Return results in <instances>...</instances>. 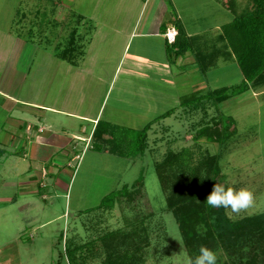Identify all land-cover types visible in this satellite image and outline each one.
I'll return each mask as SVG.
<instances>
[{"label":"rangeland","instance_id":"374dc122","mask_svg":"<svg viewBox=\"0 0 264 264\" xmlns=\"http://www.w3.org/2000/svg\"><path fill=\"white\" fill-rule=\"evenodd\" d=\"M237 1L235 8L229 11L227 0H149L141 13L140 22L147 23L150 17L157 20L161 17L176 19L175 15L179 14V21H185L191 29L213 23V19L224 23L249 4L247 0ZM140 4L136 0H0L1 80H6L10 74L11 79H15L13 87L18 89L19 97L24 100L48 102L50 98L54 102V85L64 84L60 94L68 93L72 103L79 102L81 98L86 102L85 95L79 96L77 90L71 93L68 89L69 78L76 77L73 72L77 69L70 63L62 68L55 66L58 62L53 42L56 34L71 29L77 19L84 29L96 19L104 23V27H97L93 41L100 48L94 45L86 48L87 62L84 67L92 66L93 73L102 67L101 72L107 74V70L114 68L112 55L118 53L126 39L123 32L130 30ZM52 15L57 17L58 26L48 23L52 22ZM30 23H36V26L28 31ZM112 27H118L119 38L114 37ZM64 35H60L63 40ZM38 38L47 41L38 45ZM105 38L109 40L105 42ZM137 47L135 40H132L130 51L121 61V72L116 83L106 96L104 111V116L112 112L118 124L134 131L169 109L173 97L178 96L161 65L158 43L153 39H144ZM144 61L150 64L147 69L143 68L150 78L148 80V76H143L148 83L141 76L134 78L129 75ZM219 64L206 73L207 85L199 87L201 90L240 83L242 74L235 61L225 60ZM46 71L49 72L44 73ZM22 74L25 76L21 80ZM88 76V97L95 105L103 97L104 91L99 89L101 86L94 78ZM189 78L184 77L181 82L190 85L186 81ZM193 80L192 83L197 85L196 73ZM184 85L180 87L181 90L186 89ZM192 89L187 87L183 97L193 92ZM80 90L84 92L85 88ZM159 94L162 95L160 98ZM165 96L168 101H164ZM5 102L0 96V147L5 149L0 157V264H68L64 255L65 238L75 237L77 244L93 238L98 243L96 238L108 230L123 232L135 226L138 232L145 226L148 233L142 264H188V260L194 259L196 254L184 245L169 209L168 202L176 196L173 184L165 187L155 172L156 161L167 150L179 151L190 147L196 156L201 151L218 153L220 170L224 175L222 184L237 189L243 186L251 188L258 204L260 198L264 197V86L249 88L220 103L209 101L205 111L203 108L193 111L190 104L180 106L174 114L154 122L144 142L138 134L127 135L134 139L130 143L121 142V154L89 152L80 160L74 158L70 166L61 167L65 181L69 177L67 175L73 174L67 197L66 190H54L48 186L40 188L39 194H28L27 184L19 183L27 178L24 171L28 159L24 160L16 154L7 156L15 145H24L23 138H17L9 131L7 121L9 123L11 117L25 116L10 108L9 104H2ZM211 116H217V128L222 127L220 120L224 121L226 116L234 119L229 127L233 134L224 146L205 136L196 143L193 141L195 130L200 124H205L203 119L207 121ZM62 118L65 120V117ZM22 133L23 129L18 130V134L24 137ZM116 141L119 143L121 138L116 137ZM51 177L48 175L42 182L49 184ZM139 178L143 179V185L136 191L135 181ZM123 185L125 187L122 188ZM111 191L115 197L105 199ZM14 194L17 195L13 198ZM127 194H133L134 198L127 199ZM27 201L31 202V206L26 205ZM78 209L82 211L78 212ZM261 212L253 208L241 213V217ZM240 249L225 251L221 246L212 248L217 254V264H264V253L255 250V256L247 246L246 250Z\"/></svg>","mask_w":264,"mask_h":264},{"label":"trees","instance_id":"16d2710c","mask_svg":"<svg viewBox=\"0 0 264 264\" xmlns=\"http://www.w3.org/2000/svg\"><path fill=\"white\" fill-rule=\"evenodd\" d=\"M246 3L249 4H246L242 11L222 25V44L217 48L223 58L235 57L242 80L238 84L194 90L182 98L180 106L190 104L193 111L200 108L206 110L209 101L220 103L249 88L257 89L264 86V0H247ZM172 23L177 27L178 32L170 48L177 54L189 49L190 45L185 39L181 24L177 23V20H172ZM188 39L192 41L194 38ZM214 57H209V54L203 51L200 55H196L201 72L205 73L213 66ZM173 112L174 108L168 109L148 121L143 128L135 131L98 120L92 133L94 139L92 147L121 154L122 143H130L134 139L131 138L133 136L127 135L138 134L144 142L151 125ZM204 117L206 118V113ZM216 117L211 116L207 121L203 119L205 124H200L192 136L195 143L203 136L223 146L227 143L233 134V130H229V127L234 119L226 116L224 121L220 120L222 127L217 128ZM116 137L121 138L119 143ZM197 155L190 147H184L179 151L167 150L155 163V172L160 183L165 187L170 183L173 184L176 196L168 202V205L184 245L196 255L201 245L211 249L221 246L225 251L238 247L241 248L240 250H246L247 246L253 250L255 256V250L263 254L264 211L229 219L223 207L208 206L205 200L213 185L224 180L218 162L220 154L201 151L197 152ZM135 185V190L138 191L143 185V179H137ZM113 191L106 195L105 199L115 197ZM126 198L132 199L134 196L127 194ZM198 225L202 226L199 232ZM135 228L136 226L123 232L118 229L108 230L96 238L98 243H95L96 240L93 238L78 244L75 237L65 238L64 255L68 264H142L143 248L148 242V233L145 226L139 232Z\"/></svg>","mask_w":264,"mask_h":264},{"label":"crops","instance_id":"0c3cea01","mask_svg":"<svg viewBox=\"0 0 264 264\" xmlns=\"http://www.w3.org/2000/svg\"><path fill=\"white\" fill-rule=\"evenodd\" d=\"M136 1H140L141 3L139 5V8L137 9V18L134 22H132L130 30L128 32H123L124 38L126 39L121 45L118 53L112 55L114 68L112 71L107 70V74H103L101 72L102 67L100 71H96L95 73H93L94 70L92 69V66H89L90 68L84 67V64L87 62H85V51L87 50L86 48H92L93 45V47H97V49L100 48L99 44L93 41H95L96 39H94V37H96L95 35L97 27H102L104 23L96 19L92 21L93 23H89L84 29V25H81L80 20L77 19L76 21L74 20V24L72 25L71 29L69 28L68 31L65 30L66 32H58L53 40L55 51L54 54L58 61L57 65L55 66H59V68H62L64 64L67 66L68 63H70V65H73L75 69H77L73 72L74 74H76V77L74 79L69 78L68 89L71 90V93L73 90H77V92L80 94L79 96L82 95L83 97L85 95L86 102H84L82 98L80 100L77 97L78 101H80L77 103H72L71 97H69L68 93L60 94V92L64 88V84L58 86L54 85V102H51L50 98H48V102L24 100L19 97L17 91L18 89L13 87L15 86V79H11L9 74V77H7L6 80H1V77L3 75H0V96L7 101L2 104H9L10 108L13 107L14 109L20 111V115L25 116H16L14 118L11 117L9 123L7 121V126L8 124H10L9 131L12 133V135H15L16 137L19 136L23 138L24 141L23 146H20V144L15 145L16 147L14 146V150H12L7 156H14L16 154L19 157H22V159L24 160L28 159V163H26L25 167L26 170L24 171V174L27 178L25 180L19 181L20 184H27L28 189L26 192L29 191L28 194H39L40 188H45L48 186L49 188H53L54 190H66L67 197L69 194L73 174L71 176L67 175L69 177L67 181H65L62 176L64 172L61 168L62 165L70 166L71 160H73L74 158L80 160L81 157L84 158L89 152H103L110 155H115L109 150H97L95 147H92V143L94 140L92 138V133L98 120L105 121L111 125L123 126L121 124H118L119 122L115 121L114 118L116 116L114 113L110 112L104 116V111L107 103L106 96L108 95L110 88L116 83V79L121 72V61L123 57L126 56L130 51L132 40H135V47H139L141 41H143L144 39H153L158 43V53L161 55V65L164 68L163 70L170 77V83L173 85V89L178 92V96L173 97V104L169 108H174V112L180 107L183 94L187 91V87L193 88L192 90H201L199 87L207 85V83H205L206 73H209L212 69H214L220 63V61L226 60L236 62L234 56L225 59L219 53L220 50H217V48H219L222 44V25L229 22L233 18V15H231V17L224 23H221L218 20L216 22L213 19V23H205V25H203L202 27H197L194 29H191L189 26H187L185 21H179V14L175 15L176 19H173L172 17L169 19H164L163 17H161V19L157 20V18L152 19L150 17L149 22H144V24H141V13L145 11V6H147L149 0ZM227 1V9L229 11L235 8V5L238 3L237 0ZM218 12L220 13L221 11ZM52 17V22L48 21V23L53 26H56V23L59 24V21H57V17L54 15H52ZM22 18L24 19L25 17L22 16ZM172 20H178L180 22L185 39L190 45L189 49L177 54L176 51H172V49L170 48V45L173 42L168 43L164 36V32L169 27H173L176 32H178V29L172 23ZM35 24L36 23H30V26L28 25L29 27H27V30L31 31L32 27L36 26ZM61 28L64 27H62L61 25ZM61 33L65 34L64 40L60 36ZM119 36L120 31L118 30V27H115L114 37L119 38ZM101 37H103V34L101 35ZM189 37H193L194 39L191 41L188 39ZM100 39L102 40L103 38ZM37 40L38 41L36 42L39 45V43L45 42L46 39L38 38ZM108 40L109 38H105V42ZM202 51L204 53H208L209 57L211 58L215 56L213 59L215 63L205 73L200 71L199 64L196 60V55H200ZM101 57L103 58L104 55L101 54ZM90 59L92 60V57ZM5 60L6 59H4L3 61ZM70 65L68 67H70ZM149 66L150 64L144 61L143 63H141V65H137L136 67L138 68H134L133 72L129 75L134 76V78H139L140 76L147 77L148 73L143 71V68L147 69ZM48 72L49 71H46L44 73ZM195 73L197 74V85L192 83L194 81L193 74ZM24 76L25 75L22 74L20 79L22 80ZM87 76L90 78H94L99 86H101L99 89L104 91L103 97L95 105L90 102L91 100L88 97L90 92L88 82L90 79H86ZM145 77L143 78L146 81L147 78ZM184 77H190L189 80H186L190 82V85L187 83H185L184 85L183 82H181V79ZM76 78H78V81L74 82ZM83 79L86 80L81 84L80 82ZM149 79L150 78L148 76V80ZM148 80L146 81L147 83L149 82ZM101 83H103L104 85H100ZM182 85H184L186 89L181 90L180 87H182ZM147 86L151 87V85ZM77 87H79V89H77ZM83 87L85 88L84 92L80 90ZM57 93L59 94L58 98ZM161 96L162 95L160 94L158 95L159 98ZM163 98L166 99L164 101H168L166 96ZM170 99L171 97H169V100ZM174 112L170 115L174 114ZM30 113H32L33 115H31ZM62 117H65V120ZM17 129L19 130V132L23 129L24 133L22 134H24V137L21 136V134H18ZM4 150V147H0V157L4 155ZM68 158H70V160H68ZM48 175H51L53 177H51V182L49 184H46V182L44 183L42 181ZM28 181L29 183H27ZM25 189L26 188H23L22 190ZM16 195L17 194H14L12 195V197L14 198L16 197ZM43 198L44 194H42V199ZM26 205L31 206V202L27 201ZM78 210V212L82 211L81 209Z\"/></svg>","mask_w":264,"mask_h":264},{"label":"clouds","instance_id":"9594fccd","mask_svg":"<svg viewBox=\"0 0 264 264\" xmlns=\"http://www.w3.org/2000/svg\"><path fill=\"white\" fill-rule=\"evenodd\" d=\"M205 202L213 208L223 207L226 210L225 215L229 219L242 218L241 213L248 212L253 208L264 211V197L260 198L258 204L254 191L247 186L237 189L222 183H215ZM201 227L197 226L198 232ZM188 264H217V254L211 248L201 245L198 254L194 259L190 258Z\"/></svg>","mask_w":264,"mask_h":264},{"label":"built area","instance_id":"2783aa9c","mask_svg":"<svg viewBox=\"0 0 264 264\" xmlns=\"http://www.w3.org/2000/svg\"><path fill=\"white\" fill-rule=\"evenodd\" d=\"M176 33L177 32L173 27H169L166 29V31L164 32V36L168 43L174 42Z\"/></svg>","mask_w":264,"mask_h":264}]
</instances>
